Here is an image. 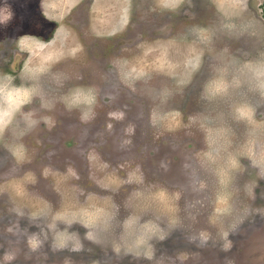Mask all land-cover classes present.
I'll list each match as a JSON object with an SVG mask.
<instances>
[{"label":"rangeland","instance_id":"374dc122","mask_svg":"<svg viewBox=\"0 0 264 264\" xmlns=\"http://www.w3.org/2000/svg\"><path fill=\"white\" fill-rule=\"evenodd\" d=\"M107 1L0 0V264H264V0Z\"/></svg>","mask_w":264,"mask_h":264},{"label":"flooded vegetation","instance_id":"af4514ba","mask_svg":"<svg viewBox=\"0 0 264 264\" xmlns=\"http://www.w3.org/2000/svg\"><path fill=\"white\" fill-rule=\"evenodd\" d=\"M86 3H88L89 6H91V5L93 6L94 5V7H96V8H98V7H106L107 5H110L112 7L116 6V8H115L116 12L115 11L114 12L116 13L117 16H120L121 12H122V10H120L119 5L117 6L116 4H113V2L109 3V1H107V0H102V1L97 0L95 3L93 2V0H86ZM13 29H15V28H13ZM16 38H19V36L17 35V32L13 30L12 33L10 34V37H8V39L4 42V45L12 44L16 40ZM7 97H8V95H7Z\"/></svg>","mask_w":264,"mask_h":264},{"label":"clouds","instance_id":"9594fccd","mask_svg":"<svg viewBox=\"0 0 264 264\" xmlns=\"http://www.w3.org/2000/svg\"><path fill=\"white\" fill-rule=\"evenodd\" d=\"M225 238H226V237H225ZM229 244H230V242H229ZM225 247L227 248V247H228V245L226 244V245H225Z\"/></svg>","mask_w":264,"mask_h":264}]
</instances>
